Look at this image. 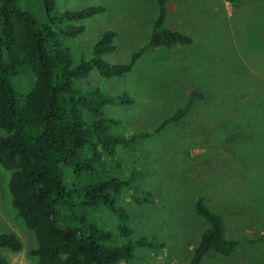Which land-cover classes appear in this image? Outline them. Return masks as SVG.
<instances>
[{"label": "rangeland", "instance_id": "obj_1", "mask_svg": "<svg viewBox=\"0 0 264 264\" xmlns=\"http://www.w3.org/2000/svg\"><path fill=\"white\" fill-rule=\"evenodd\" d=\"M58 11L102 5L104 11L80 23L85 30L64 44L75 64L89 60L94 43L114 32V50L101 57L110 64L127 62L143 46L158 15L157 0H55ZM168 0L166 24L191 36L186 46L147 48L130 72L104 78L93 68L73 79L81 91L94 88L131 103L106 105L115 133L153 132L188 99L203 93L187 120L170 124L139 140L133 150L118 148L123 175L137 167L147 201L136 202L128 188L119 201L129 213L133 233L124 238L119 219L105 206L88 210L90 219L112 232L110 244L152 236L164 246H135L134 256L116 264H184L205 227L194 203L224 217L227 236L255 238L264 233V0ZM20 7L40 23V0H20ZM22 95L33 87V72L23 67L11 78ZM2 132L0 131V135ZM10 172L0 167V233H14L21 249L2 248L10 264H36L30 251L37 246L11 204ZM200 264H264V241L242 246L224 257L207 255Z\"/></svg>", "mask_w": 264, "mask_h": 264}, {"label": "trees", "instance_id": "obj_2", "mask_svg": "<svg viewBox=\"0 0 264 264\" xmlns=\"http://www.w3.org/2000/svg\"><path fill=\"white\" fill-rule=\"evenodd\" d=\"M231 0L230 2H233ZM44 22L40 23L20 7V0H0V167L10 172L8 191L11 204L24 225L31 230L37 246L30 253L36 264H116L134 256L135 246H164L152 236L110 244L112 232L97 226L88 210L105 206L119 219L121 237H128L129 213L118 194L128 188L136 202L147 201L137 178L143 169L132 167L123 175L118 148L133 150L139 140L170 124L187 120L202 92L191 90L186 102L163 119L151 132L115 133V121L104 113L106 105L131 103L127 93L112 95L98 88L81 91L73 79L93 68L104 78L131 71L147 48L186 46L191 36L166 24L168 0H157L158 15L145 44L124 63L110 64L101 55L114 50V32H103L92 48L89 60L75 64L64 38L85 30L80 23L104 11L102 5L58 11L55 0H40ZM35 77L25 95L16 91L11 78L21 68ZM194 212L205 227L185 264H200L207 255L224 257L242 246L264 241L227 236L223 215L197 197ZM2 248L21 249L14 233H0V264H10Z\"/></svg>", "mask_w": 264, "mask_h": 264}, {"label": "crops", "instance_id": "obj_3", "mask_svg": "<svg viewBox=\"0 0 264 264\" xmlns=\"http://www.w3.org/2000/svg\"><path fill=\"white\" fill-rule=\"evenodd\" d=\"M187 261H188V260H187ZM187 261H186V262H187ZM186 262H185V263H186ZM185 263H184V264H185Z\"/></svg>", "mask_w": 264, "mask_h": 264}]
</instances>
